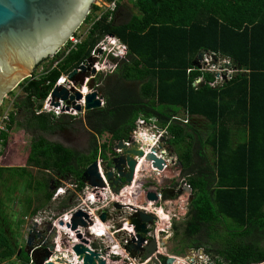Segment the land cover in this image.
<instances>
[{
	"label": "trees",
	"instance_id": "1",
	"mask_svg": "<svg viewBox=\"0 0 264 264\" xmlns=\"http://www.w3.org/2000/svg\"><path fill=\"white\" fill-rule=\"evenodd\" d=\"M129 1L136 12H126L124 20L117 16L122 0L114 11L92 4L85 20L91 27L83 41L69 53L51 57V64L58 61L56 67L19 85L25 97L14 102L17 113H12L9 131L1 136L5 147L17 123L28 130L51 132L64 118H73L37 114L36 108L43 106L62 73L77 68L105 35L113 34L128 45L129 53L114 73H101L94 80L105 104L85 113L93 152L86 154L37 135L26 167L0 165V182L8 178L18 184V179L24 182L30 177L33 183L37 178L29 168H37L46 175L37 181L46 189L42 196L47 201L53 195L51 179L59 184L52 174L73 179L81 189L89 164L113 155L114 145L129 137L140 117H155L166 129V143L182 162V175L194 195L185 227L173 223L174 237L181 235L180 252L203 249L215 264L263 262L264 0ZM202 51L228 59L234 70L228 80L212 84L216 72L195 64ZM18 114L26 118L19 121ZM16 252L17 245L0 238L1 260L10 261Z\"/></svg>",
	"mask_w": 264,
	"mask_h": 264
},
{
	"label": "water",
	"instance_id": "2",
	"mask_svg": "<svg viewBox=\"0 0 264 264\" xmlns=\"http://www.w3.org/2000/svg\"><path fill=\"white\" fill-rule=\"evenodd\" d=\"M93 2L94 0H0V106L24 80L33 77L36 66L44 59L53 57L68 42L70 36L85 22ZM211 54L202 51L195 64L202 67V61L206 57L211 58ZM212 57L216 63L219 61L215 53ZM93 64L92 57L84 60L69 72V79L83 88L85 77L97 73ZM75 90L55 85L53 98L68 101L83 99L84 94ZM104 98L97 90L87 94L85 110L102 107L101 99ZM76 108L82 111L81 104ZM145 138L144 141L143 137L131 131L127 139L119 140L114 145V154L110 155L112 158L109 156L111 159L100 162L96 159L87 166L83 172V181L94 187H109L114 196L127 198V192L131 191L128 189L136 184V177L141 171L138 170L140 164L142 171H169L171 164L157 154L163 148L167 149L169 155L173 151L163 144L150 148L149 140L152 137L149 135ZM177 164L180 168L183 167L181 161ZM147 198L158 200L157 191H148ZM128 205L132 212L122 214L120 210L124 205L115 201L98 210L97 214L102 221L123 215L127 218L128 226H134L135 234H130L124 244L130 255L137 260H147L143 264H185L173 256L157 252L158 244L154 236L144 243L148 238V225L154 224L156 216L133 204ZM112 207L119 211L112 212ZM89 219L86 212L78 210L71 220L72 230L77 229L78 225L87 227ZM59 224L64 225V221L61 220ZM87 236H91L89 229ZM77 238L80 242L73 245L69 239L62 240L58 227L52 222L34 223L25 237L26 246L19 250L13 264H127L108 262L101 252L88 246V240L81 233L77 234ZM160 243L164 246L166 241L162 239Z\"/></svg>",
	"mask_w": 264,
	"mask_h": 264
},
{
	"label": "built area",
	"instance_id": "3",
	"mask_svg": "<svg viewBox=\"0 0 264 264\" xmlns=\"http://www.w3.org/2000/svg\"><path fill=\"white\" fill-rule=\"evenodd\" d=\"M118 1L119 0L107 1L106 6L103 7L106 8V10L114 11L117 7ZM79 29L72 36H70L68 42L58 52L67 54L69 53V51L75 49L78 46V44L83 41V39L86 37L85 36L86 34L84 36L79 35L77 33ZM128 53H129V47L126 43L121 41L117 36L113 34L105 35L96 44L91 54V57L94 59V64L92 67L97 70V73L85 77L83 88H80L74 80L69 79V72L62 73L55 84V85H63L70 90H73L75 88L76 89L75 91H80L81 93L84 94V98L80 100L75 99L73 101H68L63 98H56V100H54L53 92H52L54 89L53 88L50 91L48 98L44 101L43 106L36 108V113L37 114L50 113L57 117L61 115H68L73 117H81L82 115L84 116L87 111L85 110V106L87 104L86 95L96 90L99 91L98 86L95 85L94 83V80L101 73H103L104 75H109L114 73L117 70L119 63L128 57ZM211 60H213L212 54H211V58H206L205 60L206 62L202 63L203 70L205 69L212 70V68L210 69L205 66V63L207 62L210 63ZM219 60H224L225 66L224 65L222 66V64L219 66V68L215 65L213 66L214 68L216 67L217 69L220 70L219 71L212 70L216 72V75L219 74V76H217L216 82L212 84H217L220 83L221 81L223 82L224 81L222 80L223 78L225 80H228L231 76L232 71L230 70L229 67H227V65H230L228 59L225 58ZM57 63L58 61H55L53 64L49 65L42 73L40 74L34 73V74H36L37 76L44 74L48 71L47 69H49L50 67L51 68L56 67ZM201 80L202 78H199L197 82H200ZM91 85L92 87H90ZM101 102H102V106H104L105 100L101 99ZM56 103H59V105H57ZM78 104H81L82 111H79L76 108ZM2 107H4L3 104L0 106V147L2 146V143L4 141L1 136L3 133L9 131L8 128L12 124L11 118H12V113L14 112L11 111L10 109L4 110L2 109ZM185 122H188V120L186 119ZM133 131L139 134L141 138L143 137L144 141L146 139L145 137L150 135L152 137L151 138L152 142H150V148L158 147L159 144L166 145L165 134L167 133V131L166 129L161 128L158 125L157 119L155 117L149 119L140 117L137 120L136 129ZM148 150H146V152ZM157 155L163 156L166 159V161L171 165L177 164L178 162V160L172 154L169 155L167 149L164 148L162 150L160 149ZM98 159L99 162L103 161L102 157H99ZM100 170L102 173L101 168ZM154 170L156 169L154 168ZM70 185L72 188H74V191L77 190L76 199L73 206L66 209L62 213H57V214L38 213L35 216L31 217L30 219L26 217V220L30 221L31 226L34 223L41 224L48 220L52 222L56 227H58L60 235L62 236V240L64 238L69 239L71 241V244L74 245L80 242V240L77 238V234L81 233L83 235V238H86L88 240L89 242L88 246L91 247L93 250L101 252L108 262H113V263L126 262L127 264H143L147 260L142 261L140 259L137 260L133 258L130 255V253L124 248L126 238H128L130 234H135L134 226L133 225L130 227L128 226L127 218H125L122 215V216H118L119 217L118 223L112 222L111 221L112 219L108 220L111 221L112 223H106V221H102V219H100L99 215L97 214L98 210L104 209L105 207L112 205V203L115 201H119L124 205L123 208L120 210L122 214L127 211L132 212V209L129 207L128 204H133V206H135L136 208L144 209L147 212H151L156 216L154 224L148 225V229H149L147 235L148 238L144 243H147L152 238V236H154L158 244L157 252H161L164 255L168 256L163 252L162 250L163 246L160 243V241L163 239V235L164 234L166 235L167 234L166 232L168 230V226H167L168 224L161 221L162 218L161 211H165L163 206L160 205L161 202L160 199L162 197L161 192L156 190L158 195V200L156 201L147 199V201L143 204H136L133 201H131L133 197V192L131 189H133V186L132 188L128 189L131 191L128 192L126 191L128 197L124 198L121 196H114V194L111 192L109 187H94L85 183V186L79 189L76 181H74L73 184ZM66 191L67 190L65 187H59L57 188L55 195L57 196L58 194L65 193ZM78 210H82L89 215L90 219L87 220L88 226L85 227L82 225H78L77 229L72 230L71 220L73 218L74 213L77 212ZM111 211L118 212L117 209L113 207ZM61 220L64 221V225L59 224ZM90 222L92 223L90 224ZM167 222L169 223L170 226L171 217H169ZM68 224L70 225L68 226ZM87 229H89L91 236H87ZM106 230L107 231L109 230L110 236L106 234L105 232ZM112 237L114 240H111ZM202 253H198L197 255L195 254L193 255V257H187V258L175 257V259L177 260L179 259L183 261L185 264H215V261L212 258H210L208 254H206L204 251ZM259 264H264V261Z\"/></svg>",
	"mask_w": 264,
	"mask_h": 264
},
{
	"label": "rangeland",
	"instance_id": "4",
	"mask_svg": "<svg viewBox=\"0 0 264 264\" xmlns=\"http://www.w3.org/2000/svg\"><path fill=\"white\" fill-rule=\"evenodd\" d=\"M93 3L103 7V6H106L107 0H94ZM122 4H123L122 5L123 11L124 10L128 11V14L136 12V9L133 7V3L130 2L129 0H122ZM127 16L128 15L123 16L121 20L127 19ZM90 27H91L90 22H84L80 26V29L77 33L83 36L85 34L87 35ZM51 59L52 58H48L45 61H42L38 66H36L34 73L36 74L42 73L49 65H51L52 63ZM221 64L222 66L223 65L225 66L224 60H219L216 63L215 59L213 58V60H211L210 63L209 62L205 63V66L210 69L212 68V70L219 71L220 69H217L216 67L215 69L213 66L215 65L219 68ZM227 67H229L230 70H232L230 65H227ZM222 80H225V79H222ZM24 97H25V94L22 91V88L21 87L16 88L12 92V94H10L4 100V103H3L4 107H2V109L4 110L10 109L11 111H15L16 109L14 108V102H16L19 99H23ZM16 113H17V110H16ZM18 117L21 119L19 121H23V119L26 118V116L23 114H18ZM82 122L83 120L78 119L76 120V123L74 125L75 126H78L79 124L84 125V123ZM202 122L204 123L203 119L201 123ZM13 127L15 129L10 131L12 138L9 137L8 143L5 147H2V146L0 147V152H1L0 162H1V165H3L4 167H21L25 165L26 158H27V155L31 147L32 136H36L40 133L39 131L36 133L35 131H28V130L26 131L25 129H22L21 127H19V123H17ZM83 128H85V125ZM81 132H84L86 134L85 129L81 130ZM45 136H47L48 138L54 139L50 134H46ZM207 151H208V154L210 155L211 153L210 149H208ZM172 169L174 170V172H176V174L177 172L178 173L180 172L175 166H173ZM140 170L141 171L136 177L137 178L136 183L142 188L141 187L140 189L137 188L138 190L136 191L137 192L136 197L139 195L143 198L144 189H146L144 188V186H146L150 182H153V185H154L155 181L157 182L159 177H156V174L151 170H147V171H142L143 169H140ZM34 172L36 171L34 170ZM11 174L15 175L13 173ZM33 176L36 177L37 180L40 179L39 177L35 175ZM37 180H35L33 183H30L32 181L30 180V177L29 179L27 178V180H24V182H19L20 180L18 179L16 181L18 184H16L14 180L7 178L5 181L0 182V237L6 236L8 238L18 239L19 236H22L19 230L22 224L24 223V220L26 221V217L24 218L23 211L24 210L26 212L28 211L30 202L33 203L32 206L36 207L42 195L46 192L45 191L46 189L40 186V184H38L39 181ZM29 183L33 185L29 186L30 185ZM26 184H28V188L26 187ZM187 209H188L187 202L184 199H181L179 203H173V202L167 201L165 205V213H167L168 215H172L176 213L177 216L173 219V222L174 220H176L181 227H183L184 225L183 216L185 214L184 213L185 210ZM227 223L229 224V221H227ZM181 233L182 232L180 231V234ZM180 238H181V235L179 237H174L173 234L171 236H167L164 234L163 239L166 241L165 248L169 252V254H176L177 256H185V258H187V255L190 251L189 252L186 251L185 253L180 252V250H182L183 248L181 246ZM24 243L26 244V242ZM25 244H23V246H25ZM177 250L180 253H178ZM195 254L197 255L198 252L196 251V253H194L193 255Z\"/></svg>",
	"mask_w": 264,
	"mask_h": 264
},
{
	"label": "crops",
	"instance_id": "5",
	"mask_svg": "<svg viewBox=\"0 0 264 264\" xmlns=\"http://www.w3.org/2000/svg\"><path fill=\"white\" fill-rule=\"evenodd\" d=\"M126 12L128 13V11H125V10L123 11V8H121L118 11L117 16L120 18V20H121V18H123V16L127 15ZM206 58H208V57H206ZM206 58L204 60H206ZM204 60L202 61V63L206 62ZM231 71H232L231 72V74H232L234 72V70H231ZM66 117H69V116L66 115ZM82 117H83V119H82ZM84 118H85V116L73 117V118H71V117L70 118H64V119H68V122H63L61 124V127L60 128H57V129H55V130H53L51 132L36 130L35 133L39 131L40 133L38 135H43L44 137H46L48 140H50L52 142H58V143H61V144L65 145V146H67L69 148H72V149H75L77 151H80V150H78L76 148L75 144L73 143V141L75 142V139L72 138V136H70V135H67V136L66 135H63L61 128H63L66 124L70 123L69 121H71L72 124H75L76 123V120L80 119V120H83L82 123H84L86 130L91 133V131L86 126V123L84 121ZM26 127H27V125H26ZM21 128L22 129H25L23 127H21ZM14 129L15 128L13 127L12 130H14ZM25 130L27 131L28 128H26ZM28 131H34V130L33 129H30ZM73 132L75 134H77L76 129H73ZM46 134H50L54 139L48 138L47 136H45ZM9 137L12 138V135L10 134ZM34 137L35 136H32V139ZM74 137H78V139L81 140V138L79 136H74ZM78 139H76V141ZM166 145H167V143H166ZM84 146H85V144H84ZM29 152H30V150H29ZM28 155H29V153H28ZM28 155H27V158H26V164H27V160H28ZM172 155L177 159V156L174 153V151H173V154ZM26 164L23 165V166H21V167H26ZM1 166H3V165H1ZM173 166H175L180 172L179 173L177 172V174H176V172H174V170L172 169ZM11 168H19V167H11ZM29 169H31V172L33 173V175H35V176H37L39 178H41L42 176H46L45 173L42 172V170L40 172V170H38L37 168H29ZM34 170L36 172H34ZM182 170H183V167L180 168L178 166V164H174V165H170V169L166 173H155L156 174V177H159V178H158L157 182L155 181V184L154 185H153V182H150L146 186H144V188H146V189L143 188L144 189L143 198H141V196H139V195L136 197V193H137L136 191L138 189H140V187H141V186H139L136 183V185L133 186V190L131 189L132 191H135V192H133L134 194H133V197H132L131 201H133L136 204H143L148 199L147 198V192L148 191H152V190H155L156 191V190H158L159 192L162 193V197L160 199L161 200L160 205H162L163 208H164V210H165V205H166V202L167 201H170V202H173V203H179L181 199H184L187 202V206H188V209L185 210V212H184L185 214L183 216V219L185 221L186 220V215H187V213L189 211V207H190L191 203L194 200V195H193L192 188L190 187V185L187 183L186 179L182 175ZM47 172L51 173L49 170ZM52 175H53L54 178L58 179V182H59V184L54 185L53 184L54 183V180L52 179V181H51V185H52L51 186V191L53 192L52 198L49 201H47L46 196L45 195L42 196L41 199L39 200V202L37 203V206L36 207H34V206L31 207L30 209H28L27 212L25 210L23 211L24 218L25 217H28L30 219L31 217H33L31 215V212L35 208H39L37 214L38 213H47V214L62 213V212H64L62 210L67 209V208L64 207L65 204H71L72 205V203L75 201L77 190L74 191V188H72L71 185H70V184H73L74 180L73 179H69V178L64 179L63 177H59V176H57L55 174H52ZM150 176H151V174H150ZM59 187H65L67 191L65 193H60V194H58L56 196L55 195V192L57 191V188H59ZM167 216H168V218H167ZM167 216H163L166 219L165 218H161V221L162 222H165L166 224H168L167 225L168 226V230L166 232L167 233L166 235L167 236H171L172 234L174 235L175 234V231H176L175 230V227H173V223L176 220H174V222H173V219L177 216V214L176 213H174L172 215H168L167 214ZM169 217H171V224H170V226H169V223L167 222V220L169 219ZM118 218L119 217H114V218H112L111 221L112 222H115V223H118V221H119ZM111 221H108V222L106 221V223H112ZM30 226H31L30 225V221H28V220L25 221L24 220V223L22 224V226L20 227V230H19V232L22 234V236H19L18 239H15V238L12 239V238H8V237L5 236V239H8L9 240V243H10L11 246L15 247L17 245V252H16L15 256L10 261H8V260H1L0 259V264H9L10 262H14L15 259H17L16 256H17L19 250L24 249L23 244H25L24 242H26L25 237H26V235L28 233V229H29ZM183 227H185V224L183 225ZM105 232H106V234H108V236H110L109 235L110 234L109 230L108 231L106 230ZM0 238H2V237H0ZM111 240H114L113 237H112ZM162 250L169 257L170 256H174V257H179V258H183V257L185 258V256H177V255H174V254H169V252L165 248V245L163 246V249ZM196 251L198 253H202L204 250L203 249H200V250H191L190 252L188 251L189 253H188L187 257H193V254L196 253ZM190 255H192V256H190Z\"/></svg>",
	"mask_w": 264,
	"mask_h": 264
},
{
	"label": "flooded vegetation",
	"instance_id": "6",
	"mask_svg": "<svg viewBox=\"0 0 264 264\" xmlns=\"http://www.w3.org/2000/svg\"><path fill=\"white\" fill-rule=\"evenodd\" d=\"M64 122H68V119H65ZM69 122L70 123L66 124L63 128H61L62 134L66 135V136L67 135L72 136V138L75 139V142L73 141V143L75 144L76 148L78 150H80V152H85L86 154H91L93 152V137H92V134L89 131H87L86 128H83L84 125L79 124L78 126H75L74 124H72L71 121H69ZM73 129H76L77 134H75L73 132ZM83 129H85L86 134L84 132H81V130H83ZM74 136H79L81 138V140L78 139V137H74ZM76 139H78V140L76 141ZM83 139H85V140H83ZM84 144H85V146H84ZM110 155L111 154L109 153L108 157ZM110 157L107 158V159L109 160V159L112 158V157L111 158ZM107 159H103V161L107 160ZM51 181H52V179H51ZM25 246H26V244H25ZM23 258H24V254H23Z\"/></svg>",
	"mask_w": 264,
	"mask_h": 264
},
{
	"label": "bare ground",
	"instance_id": "7",
	"mask_svg": "<svg viewBox=\"0 0 264 264\" xmlns=\"http://www.w3.org/2000/svg\"><path fill=\"white\" fill-rule=\"evenodd\" d=\"M150 142H152V139H150L149 140ZM140 169H141V164L139 165V168H138V170L140 171ZM136 185V184H135ZM134 185V186H135ZM133 190V189H132ZM132 192H135V191H132ZM143 192V191H142ZM134 194V193H133ZM142 198V197H141ZM144 200V199H143ZM161 214H162V218H165V217H163V216H167V214L165 213V211H161ZM167 218H168V216H167ZM166 219V218H165Z\"/></svg>",
	"mask_w": 264,
	"mask_h": 264
}]
</instances>
